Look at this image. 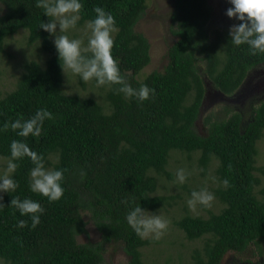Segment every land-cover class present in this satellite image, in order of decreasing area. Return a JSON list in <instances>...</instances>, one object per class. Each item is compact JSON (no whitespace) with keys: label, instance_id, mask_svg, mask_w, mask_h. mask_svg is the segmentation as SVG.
<instances>
[{"label":"trees","instance_id":"obj_1","mask_svg":"<svg viewBox=\"0 0 264 264\" xmlns=\"http://www.w3.org/2000/svg\"><path fill=\"white\" fill-rule=\"evenodd\" d=\"M37 2L0 0V52L5 38L19 28L27 29L29 44L39 41L41 51L48 52L44 65L36 58L24 60L14 88L0 96V155L11 159L13 140L43 156L44 165L50 162V154H56L51 170L63 172L64 192L54 202L32 192L30 173L35 165L26 156L13 161L18 167L11 178L17 187L0 195V258L4 263L100 264L106 244L115 240L128 255V264H158L144 262L140 248L151 239L139 238L126 217L137 206L154 211L170 204L173 195L155 193L158 179L150 171L166 172L174 150L198 151L203 170L213 157L217 162L218 184L213 192L223 205L206 216L186 213L174 221L187 238L203 237L201 248L192 253L194 264H220L230 249L241 252L253 246L262 252L264 200L254 188L259 182L255 157L256 142L264 134V97L246 117L236 110L205 116L204 133L196 129L195 121L205 92L200 62L215 87L230 94L248 71L264 64V53L252 55L247 44L234 45L229 29L210 30L207 0H174L170 29L175 39L168 46L167 62L162 70L139 79L136 74L150 60L149 40L135 29L146 0H80L83 8L78 23L94 20L95 7L110 13L117 28L112 35V56L121 75L133 89L146 85L153 90L148 100L140 102L136 97L125 98L117 91L120 85L107 86L106 100L102 99L110 111L104 112L105 105L94 97L68 93L61 87L57 49L52 35L40 28L51 18L36 7ZM78 82L85 86L80 77ZM104 90L95 97H104ZM40 109L51 112L53 119H45L39 137H20L11 129L12 122L28 120ZM13 197L31 199L44 209L35 228L30 215H21L10 204ZM83 213L99 229V240L76 239L85 232ZM21 220L27 221L26 227L18 226Z\"/></svg>","mask_w":264,"mask_h":264},{"label":"rangeland","instance_id":"obj_2","mask_svg":"<svg viewBox=\"0 0 264 264\" xmlns=\"http://www.w3.org/2000/svg\"><path fill=\"white\" fill-rule=\"evenodd\" d=\"M207 1L211 7V16L208 21L209 29L212 30L216 27L230 29L236 19L229 18L226 15V10L232 6L228 0ZM173 3L174 0H146L145 12L136 23L135 29L143 32L149 40L150 60L136 74L139 79L152 70H162L167 62L168 46L175 39V35L170 29L172 26L171 12ZM87 22L89 20H85L83 23L77 22L74 29H70L64 34L68 35L70 39H82V47H86L88 35H90V32L86 29ZM58 34L60 33L59 24L57 23V32L51 36L53 41ZM26 36L27 29L19 28L4 40V47L0 52V96L14 88L16 80L23 70L21 64L24 60L36 58L43 62L45 56H48L47 51L44 49L41 51L39 41L29 44ZM198 67L201 69L205 87L200 112L195 121L196 129L200 133H204L205 130V116L227 115L236 110L246 117L250 108L264 97V64H259L248 71L238 88L230 94H225L215 87L208 76L203 73L204 64L202 62H200ZM78 78L79 76L71 72L65 74L62 71L61 87L63 86L64 91L68 93L94 97L100 105L102 103L105 105V108L102 107L103 111L109 112V104L106 101L108 108L103 101V99L106 100L107 86H104V97L101 94L95 97L98 92L103 93L104 87H97L95 80L85 83V86H81ZM107 108L108 110H105ZM256 147L255 164L257 169L255 174L259 177V182L255 185L254 192L258 198L264 200V192L262 191L264 189V172L262 171L264 168V134L257 140ZM198 153V151H192L188 154L185 151L174 150L169 154L168 162L165 166L166 172H169L170 175L166 172L157 173L150 171L158 179L155 193L171 194L173 198L170 199V204H166L154 211H145L148 215H159L169 221L168 228L160 239L149 237L148 239H151V241L141 246L142 258L146 263L194 264L192 253L195 248H201L203 237L187 238L183 230L174 221L186 213L206 216L208 212H216L223 205L213 192V187L218 184L214 174L216 159L213 157L206 169L203 170L197 161ZM48 157L50 162L46 163L44 167L46 170H51L52 163L56 161L57 156L52 153ZM7 161L8 159L5 156L0 155V175L6 170ZM180 169H183L187 174L183 184L177 182L176 173ZM202 189H207L212 193L214 200L211 203V207L197 204L195 211H193L189 208L187 201L191 199L193 191ZM83 218L85 221V232L77 234L76 239L79 242L99 240V229L86 213H83ZM256 249L253 246H248L245 251L241 252L232 249L227 250L223 254L220 264H264V248L262 252ZM0 264H5L1 258ZM100 264H128V255L119 241L111 240L106 244V250Z\"/></svg>","mask_w":264,"mask_h":264},{"label":"clouds","instance_id":"obj_3","mask_svg":"<svg viewBox=\"0 0 264 264\" xmlns=\"http://www.w3.org/2000/svg\"><path fill=\"white\" fill-rule=\"evenodd\" d=\"M232 5L226 10L229 18L241 21L233 24L229 29V35L234 45L247 44L250 54L264 53V0H228ZM36 7L42 8L44 14L51 18L48 23H41L40 28L50 35L56 34L57 23L59 33L54 40L58 52V58L62 71L67 74L79 76L85 83L95 80L96 86L120 85L118 92L123 93L125 98L136 97L143 102L150 98V90L146 85L139 89H133L126 79L121 75L117 61L112 56L114 44L112 34L117 31L115 19L105 12L101 7H95L96 17L87 22L88 35L87 46L82 47V39H70L67 33L74 29L80 19V12L83 5L80 0H38ZM91 53V56L85 55ZM45 119H53L51 112L40 109L28 120L17 119L10 124L13 131L20 137H39ZM9 124L4 125L7 131ZM18 130V131H17ZM11 159L7 161L6 170L0 175V192L11 193L15 191L17 184L11 178L18 167L13 161L23 157L30 158L35 167L31 170L30 188L34 193H39L48 198L50 202L59 200L64 192L60 181L63 180V172L60 170H46L43 156L32 151L27 144L13 140L10 145ZM177 182L183 184L187 174L183 169L176 173ZM227 186L228 181H224ZM3 196H0V201ZM214 195L207 189L193 191L191 199L187 201L191 210L195 211L197 204L211 207ZM10 204L19 210L21 215H30L32 228L40 223V215L44 209L38 202L31 199L20 200L13 197ZM3 203H0V207ZM129 226L135 234L141 238L160 239L166 232L169 221L159 215H148L140 206L135 207L126 217ZM19 227H26L27 221L18 222Z\"/></svg>","mask_w":264,"mask_h":264}]
</instances>
